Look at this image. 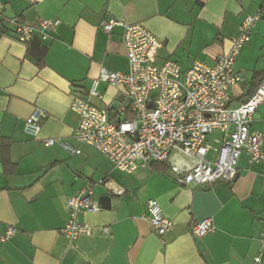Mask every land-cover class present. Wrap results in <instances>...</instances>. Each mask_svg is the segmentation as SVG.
<instances>
[{"label": "crops", "instance_id": "obj_1", "mask_svg": "<svg viewBox=\"0 0 264 264\" xmlns=\"http://www.w3.org/2000/svg\"><path fill=\"white\" fill-rule=\"evenodd\" d=\"M1 1L0 27L7 33L15 28L9 19L58 23L41 40L47 48L38 58L30 55L29 44L0 30V236L9 225L16 229L0 240V264H251L260 251L264 264V159L249 163L242 153L236 178L209 187L179 184L165 163H158L166 165L164 171L150 163L124 173L73 137L78 117L69 110L71 92L87 90L102 67L128 71L122 27L114 25L108 35L105 21L142 24L163 43L157 62L170 59L187 68L196 60L213 64L228 51L242 19L260 13L234 63L243 80L229 92L231 105H238L249 96L254 75L264 73V0ZM98 90L101 97L91 101L99 107L113 108L124 99L121 84L101 82ZM34 107L47 113L37 137L23 129ZM251 130L264 133V102ZM47 138L67 141L81 153L45 146ZM87 184L95 200L109 195L114 203L81 212L79 221L91 231L69 240L61 233L67 198ZM108 186L124 192L114 194ZM150 198L173 222L163 237L146 219ZM205 217L212 218L213 230L194 236L192 224Z\"/></svg>", "mask_w": 264, "mask_h": 264}, {"label": "built area", "instance_id": "obj_2", "mask_svg": "<svg viewBox=\"0 0 264 264\" xmlns=\"http://www.w3.org/2000/svg\"><path fill=\"white\" fill-rule=\"evenodd\" d=\"M4 4L0 0V15ZM262 19L260 13L246 15L238 25V32L230 38L227 52L216 57L213 64L194 61L182 68L177 61L157 62L162 41L140 23H125L109 19L102 30L110 34L114 25L122 27V43L128 58V71L113 72L101 68L87 90H73L69 110L77 115L73 137L93 146L121 172L131 173L147 169L150 163H165L168 173L181 185L209 187L218 181L232 182L238 173L242 153L249 163L264 159L261 144L264 133L251 130L257 106L264 102V77L260 78L246 101L231 105L229 89L243 80L234 63L241 49L249 42L252 28ZM14 25L15 39L29 44L34 35L40 41L48 39V29L57 19L40 18L33 25L8 20ZM121 84L124 99L113 108L99 107L91 99L100 98L99 83ZM46 111L34 107L25 119L24 131L37 137ZM213 136L211 137L210 135ZM45 146L57 144L65 150L80 154L67 141L47 138ZM184 158L190 159L185 162ZM103 183V180L99 181ZM114 194L123 189L108 186ZM146 219L159 237L173 227L158 202L147 200ZM100 204L92 196L87 184L67 198V219L61 233L69 240L89 234L91 228L79 221L83 211L96 212ZM210 217L194 222L191 232L204 237L213 230ZM16 232L9 225L0 240ZM109 233V228L103 229ZM264 249V237L260 239ZM262 252L251 264H259Z\"/></svg>", "mask_w": 264, "mask_h": 264}, {"label": "water", "instance_id": "obj_3", "mask_svg": "<svg viewBox=\"0 0 264 264\" xmlns=\"http://www.w3.org/2000/svg\"><path fill=\"white\" fill-rule=\"evenodd\" d=\"M0 30L3 33H7V29L3 26L0 27ZM7 35H9L12 38H15V34L13 32L7 33ZM46 48L47 47L45 45H42L40 39L36 35H34L31 41L29 42V53L34 58L43 57ZM246 100L247 97L244 99V101ZM98 203L100 204L101 207L105 208L113 204L114 201L111 199L109 195H101L100 197H98Z\"/></svg>", "mask_w": 264, "mask_h": 264}, {"label": "trees", "instance_id": "obj_4", "mask_svg": "<svg viewBox=\"0 0 264 264\" xmlns=\"http://www.w3.org/2000/svg\"><path fill=\"white\" fill-rule=\"evenodd\" d=\"M262 77H264V73H256L254 75V78L256 79V82L250 88L248 95H250L254 91V89L257 86V83H258L259 79L262 78ZM150 166H151L152 170H162V171L166 170V165L165 164L152 163Z\"/></svg>", "mask_w": 264, "mask_h": 264}, {"label": "rangeland", "instance_id": "obj_5", "mask_svg": "<svg viewBox=\"0 0 264 264\" xmlns=\"http://www.w3.org/2000/svg\"><path fill=\"white\" fill-rule=\"evenodd\" d=\"M211 137L213 136V134L212 135H210Z\"/></svg>", "mask_w": 264, "mask_h": 264}]
</instances>
